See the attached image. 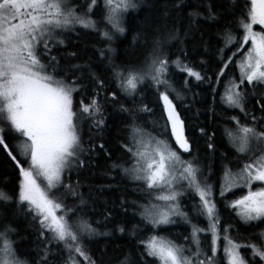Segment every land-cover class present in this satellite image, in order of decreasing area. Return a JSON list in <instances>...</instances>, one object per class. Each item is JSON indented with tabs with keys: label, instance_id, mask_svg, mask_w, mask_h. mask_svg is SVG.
Listing matches in <instances>:
<instances>
[{
	"label": "snow or ice",
	"instance_id": "snow-or-ice-1",
	"mask_svg": "<svg viewBox=\"0 0 264 264\" xmlns=\"http://www.w3.org/2000/svg\"><path fill=\"white\" fill-rule=\"evenodd\" d=\"M190 2L162 0L156 22L146 19L133 41L144 47L151 33L150 49L142 59L134 51L136 59L117 62L113 43L130 30L129 17L144 5L153 7L156 0H0V149L18 173L11 191L0 188V209L15 205V214L30 218L39 240L35 256L29 257L19 250L18 241L24 238L17 229L0 224V264H103L94 258L90 242L129 231L128 221L113 222L112 209L105 208L103 220L85 219L87 201L78 191L79 179L75 183L71 179L85 167L84 157L95 155V135L102 136L108 127L105 104L125 117V136L119 143L122 155L111 168H119L135 182L146 199L137 205L143 226L131 224L139 256L127 254L119 264H150L146 258H152V264H264V228L243 238L236 228L233 236L234 225L224 221L219 207L223 201L243 225L254 229L264 225V0H243L239 8L237 0H195V7L186 10ZM221 9L235 19L225 20L219 33L223 43L217 46L218 70L209 68L204 59L198 64L190 61L182 48L172 59L173 41L184 45L202 21L224 19ZM256 25L259 31L254 30ZM77 29L101 37L104 47L96 52L109 73L107 81L93 70L91 60L70 63L76 52L66 54L65 66L52 54L54 47L64 44L58 37ZM226 51H231L227 59ZM233 63L238 76H228ZM177 72L185 74L179 89ZM112 82L115 89H110ZM205 84L211 96L205 107L209 119L221 115L216 108L218 94L224 110H238L224 113L229 122L224 136L239 154L237 167L230 166L232 161L221 164L218 189L208 182L215 174L212 163L205 175L198 157L183 158L192 155L195 143L184 113L203 99L193 86ZM148 90L156 96L155 108L144 103ZM140 113L152 114L153 129L162 131L147 132ZM85 124L89 133L95 130L88 147L83 141ZM198 128L208 152L215 154V129L210 134L206 127ZM8 140L13 141L11 146ZM98 147L111 159L103 143ZM186 196L193 199L191 214L182 205ZM128 206L126 197L114 205L125 215ZM176 217L191 229L184 244L161 234ZM142 231L148 232L144 238ZM241 249L250 250L251 259Z\"/></svg>",
	"mask_w": 264,
	"mask_h": 264
},
{
	"label": "trees",
	"instance_id": "trees-1",
	"mask_svg": "<svg viewBox=\"0 0 264 264\" xmlns=\"http://www.w3.org/2000/svg\"><path fill=\"white\" fill-rule=\"evenodd\" d=\"M151 2V0H149ZM162 0H156L153 7L149 8L146 5L142 6L138 12H134L128 19L129 31L125 33L124 36H118L113 43V47L116 49L115 58L117 62H123L129 59H136L131 54L135 51L140 59L147 53L151 47V33L149 34L148 43L144 44V47H140L134 44V37L137 35V29L142 28L144 21L146 19L156 22L157 17L160 13L159 4ZM243 5V0H237L236 7L239 8ZM195 7V0H191L186 10H191ZM223 13V9H221ZM224 19L220 21L204 22L202 21L199 25V31H195L189 34L185 38L186 42L184 45H180L177 41L169 46L171 51L174 53L172 59L176 58L177 54H180L178 49L186 50L188 53V59L194 61L197 64L201 59L207 61V66L209 68L215 69L214 66L218 62L217 56V46L222 45V40L220 39L219 33L225 27V20L235 19L231 17L228 13H223ZM238 17V12H237ZM187 19L183 21L184 26L187 25ZM169 25L172 24V20L169 19ZM183 37V31L181 32ZM58 39H63L64 44L54 47L52 49V54L60 57L61 65L65 66V61L67 60L66 54L69 52L78 53L77 58L70 63H84L91 60L93 70L98 71L99 74L107 81L109 78V73L103 65L99 63L100 57L99 53L96 52L97 48L104 47L101 43V37L95 33H91L89 30L77 29L76 31L65 32ZM206 42V43H205ZM140 43L143 44V35H140ZM207 49V50H206ZM233 51V49H232ZM231 55L230 51H226L225 59ZM237 58V57H236ZM228 71V76L237 75L235 64L230 65ZM211 74V73H209ZM185 74L176 73V87H179V81L183 79ZM238 76V75H237ZM227 79V77H225ZM207 84L201 86H193V92H199L203 99L197 100L195 105L189 108L184 115L188 119L189 123V135L195 140L193 144L192 155L183 154L184 159H191L193 157H198L201 161V165L204 168L205 175L208 174L207 165L209 163L213 164L214 175L208 180L209 183H215L216 186L219 184V176L221 175V164L228 163L232 161L230 165L233 169L237 167L236 158L239 155L236 150L230 146L229 141L224 136V127L227 123L224 113L231 115L234 110H224L219 104V94L217 95V111L221 113L220 116L213 119H209L210 114L205 111L207 104L211 103V96L207 95ZM220 91H223V85L219 86ZM110 89H115V83L110 84ZM79 100V97H77ZM187 99L191 101V93L188 94ZM156 96L152 90H148L144 93V103L148 104L149 107L155 108ZM101 102L103 103V96L101 97ZM129 106L130 102L125 101ZM254 103V101H253ZM107 108V125L108 127L104 129L103 135H95L96 153L91 159H88L86 155L85 167L81 169L79 176L75 173L72 174V182L75 183L79 179L80 187L79 192L83 193L85 200L87 201L86 210L87 216L85 219L90 218L91 220H103V214L105 208L112 209L114 212V221H128L129 231L121 233H113L108 236H98L90 242V248L97 261H103V264H119V262L124 258L125 255L131 254L134 259H137L139 252L136 247L137 236L132 234L131 224L140 223L143 226L141 216L139 215V209L137 205L146 203L144 194L141 193L135 185V182L129 180L127 177L123 176L120 169H112L113 161L119 162V158L122 155L121 149L119 147L120 141L125 136L123 129V124L125 122V117L123 114L114 110L110 104L104 105ZM199 110V115L196 113ZM236 111V110H235ZM259 115V112L256 113ZM150 115V116H148ZM140 122L143 123L145 130L152 133L158 132L159 129H153L152 120L155 118L149 113H140ZM155 116H159V110L155 112ZM198 126H204L207 128L208 132L211 134L213 129H215V142L217 150L215 154L208 152L206 148V138L199 136ZM93 133H89L87 124L84 126L83 141L85 146L88 147L89 136ZM11 146L13 141H7ZM103 143L105 149L111 153V159L106 158L105 153L101 150L98 145ZM15 154V153H14ZM225 155L227 160L221 161V155ZM242 162V161H241ZM108 171L109 176H105L104 173ZM18 173H14L13 168L10 166V162L6 157V153L0 149V188H4L6 191H11L14 184L17 182ZM111 184V187L107 185ZM101 185H105L103 190L100 189ZM126 197L129 205L127 207V214L123 213V210L119 207H114V205H119L122 198ZM219 199V197H217ZM135 201V204L132 202ZM68 203H72L71 197ZM193 199L190 197L182 198V205L185 210L191 214ZM220 213L224 221L234 225L233 236H236V228H239L241 238L246 237L249 233L254 231H259L260 228H264V225H259L258 228H252L243 225L239 222L238 218L235 217V213L231 210L225 208L224 202H220ZM0 224H10L13 228L17 229L19 236L24 239H19V250L22 254H27L29 257L35 256V249L39 245V240L37 232L33 229L29 223L30 218H25L23 215L15 214V205L0 209ZM195 222V219H193ZM179 226V225H178ZM150 227V226H149ZM111 225H109V229ZM101 227V231H105ZM174 232V228H164L161 232L162 235L167 236L169 239L173 240L177 244H184L185 237L189 236V232ZM148 235L147 231H142L140 236L142 238ZM203 236V235H202ZM16 238V237H14ZM142 247L140 251H142ZM242 254H246L248 259H251L250 250L241 249ZM222 255V254H221ZM23 258V256H22ZM59 258L57 257V260ZM150 264H152V258H146ZM258 260V258H257Z\"/></svg>",
	"mask_w": 264,
	"mask_h": 264
},
{
	"label": "rangeland",
	"instance_id": "rangeland-1",
	"mask_svg": "<svg viewBox=\"0 0 264 264\" xmlns=\"http://www.w3.org/2000/svg\"><path fill=\"white\" fill-rule=\"evenodd\" d=\"M257 26V25H256ZM255 26V27H256ZM254 30H257V31H259V29H255L254 28ZM235 49H233V51H234ZM231 52V51H230ZM236 59H239V56H237V58ZM237 72V71H236ZM237 75H238V72H237ZM182 81H183V79L181 78V80L179 81V87H178V89L180 88V86H181V84H182ZM235 111V110H234ZM236 111H238V110H236ZM243 114H241V116H242ZM148 116H150V115H148ZM147 132H150V131H148V130H146ZM158 131H162V128L161 129H159ZM154 134V133H153ZM235 149V148H234ZM219 188V184H217V189ZM236 195L238 196V195H240V191L239 190H237V192H236ZM218 197V196H217ZM233 197L230 195L229 196V199H232ZM175 220H176V222L174 223V224H171V225H168V226H165L164 228H170V227H173L174 228V232H185L186 231V227H187V231L189 232V235H190V231H191V229H190V227H189V225H187L186 223H184V221L181 219V218H179V217H176L175 218ZM201 223H202V226H204V225H206V222H204V221H201ZM179 225V226H178ZM203 234H201V236H202ZM202 239H203V236H202ZM208 239V242H210V236L207 238ZM220 254H222L223 255V252H222V248H221V253Z\"/></svg>",
	"mask_w": 264,
	"mask_h": 264
},
{
	"label": "flooded vegetation",
	"instance_id": "flooded-vegetation-1",
	"mask_svg": "<svg viewBox=\"0 0 264 264\" xmlns=\"http://www.w3.org/2000/svg\"><path fill=\"white\" fill-rule=\"evenodd\" d=\"M254 28H255V29H259V30H260V28H259V26H258V25H257L256 27L254 26Z\"/></svg>",
	"mask_w": 264,
	"mask_h": 264
}]
</instances>
